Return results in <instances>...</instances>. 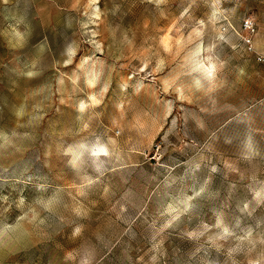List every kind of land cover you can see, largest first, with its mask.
I'll return each mask as SVG.
<instances>
[{
  "label": "rangeland",
  "instance_id": "1",
  "mask_svg": "<svg viewBox=\"0 0 264 264\" xmlns=\"http://www.w3.org/2000/svg\"><path fill=\"white\" fill-rule=\"evenodd\" d=\"M0 264H264V0H0Z\"/></svg>",
  "mask_w": 264,
  "mask_h": 264
},
{
  "label": "clouds",
  "instance_id": "2",
  "mask_svg": "<svg viewBox=\"0 0 264 264\" xmlns=\"http://www.w3.org/2000/svg\"><path fill=\"white\" fill-rule=\"evenodd\" d=\"M214 65H209L207 67V74L209 76L212 75L213 73V70H214ZM197 85L199 86V81H197ZM81 147L83 148L84 146L81 145ZM109 153H108V150L106 147L102 146V145H99L97 146L93 151H92V155L93 156H100V155H104V156H107Z\"/></svg>",
  "mask_w": 264,
  "mask_h": 264
},
{
  "label": "built area",
  "instance_id": "3",
  "mask_svg": "<svg viewBox=\"0 0 264 264\" xmlns=\"http://www.w3.org/2000/svg\"><path fill=\"white\" fill-rule=\"evenodd\" d=\"M244 27H245L247 30H251V31H253V26H252V24H251L250 22H245ZM248 43H249V42H247V44H248Z\"/></svg>",
  "mask_w": 264,
  "mask_h": 264
}]
</instances>
